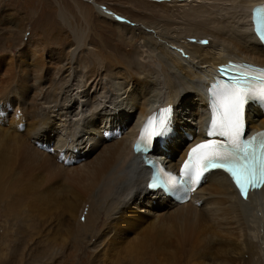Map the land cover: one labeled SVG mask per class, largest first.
<instances>
[{
  "label": "bare ground",
  "instance_id": "bare-ground-1",
  "mask_svg": "<svg viewBox=\"0 0 264 264\" xmlns=\"http://www.w3.org/2000/svg\"><path fill=\"white\" fill-rule=\"evenodd\" d=\"M55 1L76 40L70 52L46 40L65 39L49 18L19 46L25 20L8 18L0 3L6 215L32 222L35 241L48 237L52 249L82 235L89 264H264V186L245 199L226 173L210 170L189 200L173 202L147 188L146 166L131 147L145 115L171 103L175 134L158 154L178 166L202 138L200 90L216 65L228 58L264 65L250 27V6L259 0H116L136 7L129 6L138 17L108 0H72L85 4L81 19ZM113 27L125 44L112 42ZM252 108L248 128L255 130L264 116Z\"/></svg>",
  "mask_w": 264,
  "mask_h": 264
},
{
  "label": "snow or ice",
  "instance_id": "snow-or-ice-1",
  "mask_svg": "<svg viewBox=\"0 0 264 264\" xmlns=\"http://www.w3.org/2000/svg\"><path fill=\"white\" fill-rule=\"evenodd\" d=\"M256 32L261 42H264V23L256 26ZM230 67L239 68L241 71L238 76L233 77V83L218 81L217 85L212 86L223 94L224 119L219 125L213 119L208 131L209 137L226 136L229 142L205 140L196 144L189 150L188 159L181 166L179 175L157 167L147 185L148 189H161L175 194V190L194 178L199 179L212 169L228 173L245 199L248 198L250 189L264 186V133L258 134L261 137L259 140L256 137L241 139L245 106L253 100L264 103V68H256L250 64L228 65L223 66L221 72L228 71ZM253 81H259V86H255ZM154 121L155 130L146 136L145 133ZM174 131L171 107L162 109L148 118L135 149L137 152H146L152 147L153 138L163 140Z\"/></svg>",
  "mask_w": 264,
  "mask_h": 264
},
{
  "label": "rangeland",
  "instance_id": "rangeland-1",
  "mask_svg": "<svg viewBox=\"0 0 264 264\" xmlns=\"http://www.w3.org/2000/svg\"><path fill=\"white\" fill-rule=\"evenodd\" d=\"M64 1L66 2V5H69L71 7L69 17L81 19L78 17V13H80V11H85V4L81 5L80 8H78L72 0ZM0 3L2 4L3 9H5L6 12L10 14L8 18H12L16 15L17 17L25 20V28L23 30V33L21 34L22 39L19 42V46H22L24 44V40L26 39V37L39 33V25L41 21L48 18L55 25L53 32L59 33L60 31H62L65 36V39L60 41H55L47 38L46 40L48 42H52L54 46H63L67 50V52H70V50L72 49V45H76L75 38L73 36L69 37V35H72V33L70 31V28L62 21L59 12L60 10H57V2L55 0H0ZM108 3L109 5H115L116 7H118L120 9L119 13L131 12L137 17L140 15V11L131 9L129 7L131 6L129 3H124L116 0H108ZM52 9L54 10V12L52 11ZM139 10H145V7L143 6L139 8ZM14 12L15 14H12ZM8 18L6 17L4 19L8 20ZM12 24L13 23H11V25ZM14 27H16L15 23L10 29L12 30ZM59 28L61 30H59ZM3 29L4 24L0 23V33L5 31ZM114 32L115 33L112 39L113 43L125 44L123 42H127V40L123 39L124 37L117 32L116 28H114ZM7 35H9V33H7ZM41 37L44 38L43 35ZM82 49V56L83 58H85V48L83 47ZM4 210L5 209L3 208L2 202L0 200V264H89V262L87 261V253L89 249L87 246H84L85 240L81 239L82 235H79L74 239L72 237L64 245L59 244V247H57L56 249H52L48 245L52 244V242H47L49 240L48 237L43 238L45 239L44 242H41L40 239L35 241L33 237L36 236V233L34 232L32 222L29 221L26 225V223H24V219L20 216L21 214L7 216L5 213L6 210ZM10 220L13 221V223ZM29 238L33 239L29 240ZM43 248L45 250H43Z\"/></svg>",
  "mask_w": 264,
  "mask_h": 264
}]
</instances>
